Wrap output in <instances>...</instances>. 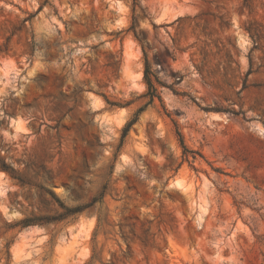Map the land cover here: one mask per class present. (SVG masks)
<instances>
[{"label":"rangeland","instance_id":"374dc122","mask_svg":"<svg viewBox=\"0 0 264 264\" xmlns=\"http://www.w3.org/2000/svg\"><path fill=\"white\" fill-rule=\"evenodd\" d=\"M0 46V264H264V0H0Z\"/></svg>","mask_w":264,"mask_h":264},{"label":"trees","instance_id":"16d2710c","mask_svg":"<svg viewBox=\"0 0 264 264\" xmlns=\"http://www.w3.org/2000/svg\"><path fill=\"white\" fill-rule=\"evenodd\" d=\"M4 50L5 49H3V47L0 46V53L3 52ZM145 59H146V69L144 71V78H145L146 84H147V90H148L147 94L150 96V99H152L156 95V88H155L154 84L152 83V81L150 79V76H149V68H148L146 54H145ZM135 120H136V118H133L132 120L127 122V124H126L124 129L127 130L129 128V126L132 123H134ZM177 134L181 137V134L179 133V131H177ZM180 144L185 149L181 139H180ZM0 169L1 170H7L4 164H0ZM11 176L14 177V178H17V177H15L12 174H11ZM92 201H94V200H92ZM62 206L64 208V211L62 213H60L59 215H56V216H41V217L33 215L32 217H24L23 219H21L19 221L9 223L8 226L9 227H13L15 225L20 224V226L23 227V226L33 225V224L42 225V224H46V223H49V222H58L60 220L66 219V218H68V217H70V216H72V215H74L76 213H79L84 208V207H80V206L66 207L63 204H62Z\"/></svg>","mask_w":264,"mask_h":264}]
</instances>
